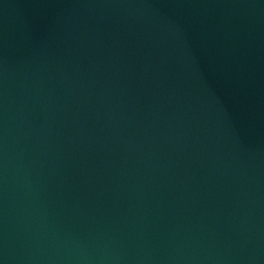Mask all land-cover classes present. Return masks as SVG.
Listing matches in <instances>:
<instances>
[{"label": "water", "instance_id": "obj_1", "mask_svg": "<svg viewBox=\"0 0 264 264\" xmlns=\"http://www.w3.org/2000/svg\"><path fill=\"white\" fill-rule=\"evenodd\" d=\"M0 264H264V0H0Z\"/></svg>", "mask_w": 264, "mask_h": 264}]
</instances>
